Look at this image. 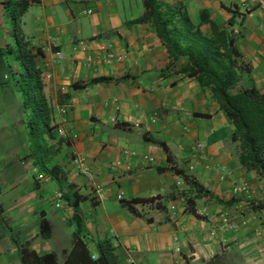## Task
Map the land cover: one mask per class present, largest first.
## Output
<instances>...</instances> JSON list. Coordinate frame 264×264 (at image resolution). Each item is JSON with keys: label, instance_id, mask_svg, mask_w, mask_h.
Returning a JSON list of instances; mask_svg holds the SVG:
<instances>
[{"label": "crops", "instance_id": "1", "mask_svg": "<svg viewBox=\"0 0 264 264\" xmlns=\"http://www.w3.org/2000/svg\"><path fill=\"white\" fill-rule=\"evenodd\" d=\"M13 1L0 0L2 52L16 46L10 18ZM257 1L167 0L181 4L193 24L203 9L217 26L231 30L235 60L243 68L239 87L264 93V16ZM142 12L140 0H38L21 15L26 47L39 50L36 68L40 74L50 72L49 79L40 81L52 111L51 124L56 125L58 108L65 107L67 131L76 139H58L54 127L46 135L43 152L18 157L23 166L32 167L34 178L17 193L15 205L4 209L0 203V264H20L16 243L28 244L39 255L53 253L60 264L62 253L71 247L75 221L91 253L96 241L108 240L119 264H264V207L252 210L249 205L264 206L262 181L240 166L236 143L229 140L234 128L208 89L191 78L163 72L168 60L152 26L134 23ZM78 42L85 43L84 49ZM106 50L120 56V62L86 64L87 55ZM54 52L61 57L57 59ZM10 62L17 87L20 64L13 55ZM4 69L0 62V89L17 101ZM152 141L162 142L165 151ZM195 142L203 144L206 159L217 170L197 167L192 174L186 170ZM56 146L58 152L51 155ZM122 149L147 154L154 163L128 158L127 170H109ZM76 152L83 155L92 180L103 189L102 201L95 198L85 177L75 172L71 158ZM55 166L57 174L51 177L48 171ZM173 170L193 177L209 195L194 198L193 190ZM37 173L47 180H36ZM240 181L246 183L248 194L232 198L230 184ZM68 190L81 198L77 208L65 199L56 207L53 192L65 198ZM149 197L156 199L132 204L135 213L124 203ZM186 200L192 209L186 208ZM170 205L182 210L175 220L169 218ZM11 212L15 220L5 219ZM223 214L233 223L246 224L223 233L219 224ZM41 219L49 224L46 239L39 235Z\"/></svg>", "mask_w": 264, "mask_h": 264}, {"label": "trees", "instance_id": "2", "mask_svg": "<svg viewBox=\"0 0 264 264\" xmlns=\"http://www.w3.org/2000/svg\"><path fill=\"white\" fill-rule=\"evenodd\" d=\"M38 0H14L10 10L12 36L16 46L7 52L20 64L17 70V91L21 94V109L29 112L30 129L33 121L49 132L55 127L51 124L52 111L49 109L40 81V72L36 68L39 50L27 48L20 31V17L26 8ZM143 8L141 16L134 23H149L156 38L164 47L168 60L163 71L167 75H180L195 80L201 89H208L214 103L223 116L233 126L229 140L236 143L238 162L246 172L254 173L264 186V93L250 88L239 87L243 68L235 58L234 36L228 28L217 26L205 10H199L198 23L193 24L181 4H169L167 0H140ZM231 25L230 21L227 22ZM204 27V29H202ZM2 53V51H0ZM79 85H73L76 89ZM40 129V130H41ZM163 151L162 142L152 141ZM54 147L51 155L58 152ZM58 168L52 167L48 174L56 176ZM56 170V171H55ZM180 179L193 190L194 198L209 195L195 179L180 171L173 170ZM76 209L80 197L73 191H67L65 198ZM155 197L129 199L125 203L127 210L135 213L132 204H150ZM252 210L262 209L261 203L249 202ZM186 208L192 209L190 200ZM160 209L159 204H154ZM71 247L62 253L60 264H119L117 256L108 240H99L91 253L79 237L81 226L75 221ZM39 235L42 239L49 236L50 228L46 220L38 222ZM17 256L20 264H58L53 253L37 254L29 249L28 244H18Z\"/></svg>", "mask_w": 264, "mask_h": 264}, {"label": "rangeland", "instance_id": "3", "mask_svg": "<svg viewBox=\"0 0 264 264\" xmlns=\"http://www.w3.org/2000/svg\"><path fill=\"white\" fill-rule=\"evenodd\" d=\"M10 59L11 55L7 50L0 52V62L6 74L9 75L6 83L9 84L10 89L13 88V93L17 92L15 93L17 94L16 101L11 98L9 91L0 89V203L4 209L15 205L14 199H17V193L22 191L24 186L34 178L32 167L23 166L18 157L28 152L34 153L36 150L43 152V144L46 140L45 130L39 128L36 122L33 121V129H30L27 124L30 122L31 115L21 109L22 97L16 91L14 75L9 69ZM14 214L15 212L7 213L4 218L15 220Z\"/></svg>", "mask_w": 264, "mask_h": 264}, {"label": "built area", "instance_id": "4", "mask_svg": "<svg viewBox=\"0 0 264 264\" xmlns=\"http://www.w3.org/2000/svg\"><path fill=\"white\" fill-rule=\"evenodd\" d=\"M258 7L263 13L264 16V0H258ZM264 28V25H263ZM79 48L84 49V42H78L76 44ZM53 55L59 59L61 57L60 52H54ZM94 60L100 61L104 65H112V64H117L120 62L121 57L114 55L112 52L106 50L104 51L101 55H95L94 57H91L89 55L86 56L85 61L86 64L89 65L91 64ZM48 67V64L45 65ZM40 78L42 79H49L50 78V72L49 70H46L40 74ZM57 122L55 125V136L58 139H68V140H73L76 139V134H71L69 131H67V126H68V119L66 117V108L65 107H60L57 110ZM136 126V125H135ZM191 161L187 164L186 170L190 172L191 174L195 172L197 167H200L203 170H210L214 169V166L210 165V162L206 159L205 152H204V146L200 142H195L192 147H191ZM128 158H138L141 162L145 164H153L154 163V158L147 155V154H137L134 151H129L122 149L118 157L109 165V170L114 171V170H119V169H128L126 160ZM124 160V161H123ZM71 162L73 164V168L76 173H79L83 177H85L86 181L89 182V187L93 195L98 201H102L104 198H106L103 189L94 183L92 180V175H91V168L87 164L85 158L81 153H73ZM217 170V168H215ZM36 180L40 182H45L47 178L44 175L41 174H36ZM248 194V189L247 185L245 182H232L230 184V195L232 198H240L242 196H247ZM62 194L58 191L53 192V197L55 201V206L59 207L62 204ZM117 200L121 199V194H117L115 196ZM169 218L175 220L177 213L181 212L182 210L178 211V208L175 207L174 205L169 206ZM219 224L221 226V230L223 233H232L238 230L239 226H244L246 224V221L241 220L240 225L231 222L230 218L226 214H223L219 218ZM127 262L131 263V260L127 256Z\"/></svg>", "mask_w": 264, "mask_h": 264}]
</instances>
